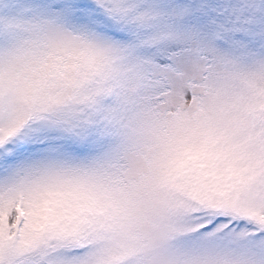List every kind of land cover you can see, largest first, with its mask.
Wrapping results in <instances>:
<instances>
[{"label":"snow or ice","instance_id":"6c2138e0","mask_svg":"<svg viewBox=\"0 0 264 264\" xmlns=\"http://www.w3.org/2000/svg\"><path fill=\"white\" fill-rule=\"evenodd\" d=\"M0 264H264V0H0Z\"/></svg>","mask_w":264,"mask_h":264}]
</instances>
